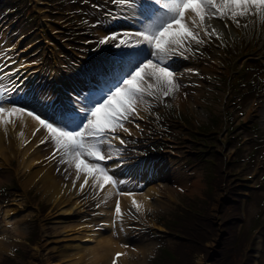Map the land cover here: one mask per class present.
<instances>
[{
    "label": "snow or ice",
    "instance_id": "obj_1",
    "mask_svg": "<svg viewBox=\"0 0 264 264\" xmlns=\"http://www.w3.org/2000/svg\"><path fill=\"white\" fill-rule=\"evenodd\" d=\"M117 2L124 3V0ZM152 3L162 11L155 18H145L138 30L113 32L98 41V48L110 45L119 51L138 55L147 47L149 54L138 64L130 65L127 70L123 66L115 72L112 67L103 70L102 75L106 79L98 81V94L101 98H91V107L82 105L65 109L80 114V122L75 124L74 130L53 124L42 114L12 102L9 93L20 91L15 84L12 89L0 88V126L11 124L15 127L19 117H31L39 125L37 131L44 129L47 132V136L40 142L54 144L55 151L51 158L59 153L61 164L75 168L77 180L83 176L81 190L90 180L93 188L100 189L108 183H123L115 181L101 162L112 159V153L108 149L113 148L114 141L118 140L119 145L126 143L117 133H129L125 124L132 123L138 117V109L145 96L159 99L160 96L167 97L178 90L176 73L169 66L170 61L177 55L183 56L190 51L191 44L204 43L200 38L201 32L209 38L213 35L219 37L220 34L215 29L209 31L212 28L210 21L231 20L239 28L241 25L238 18L256 16L264 20V0H152ZM142 6V0H130L128 4L133 10ZM150 9L151 5L148 10ZM110 72L113 74L107 78ZM12 75L14 74L3 75V69H0V84L5 79L11 80ZM86 98L87 96L82 99ZM117 154L119 155V150ZM73 185L75 186V181ZM115 211L120 213L119 202ZM120 255L117 253V258Z\"/></svg>",
    "mask_w": 264,
    "mask_h": 264
},
{
    "label": "rangeland",
    "instance_id": "obj_2",
    "mask_svg": "<svg viewBox=\"0 0 264 264\" xmlns=\"http://www.w3.org/2000/svg\"><path fill=\"white\" fill-rule=\"evenodd\" d=\"M33 24H37V19L36 18L33 20ZM58 35H61V33H59ZM53 36L54 35H52L51 37H53ZM34 40H36V39H34ZM192 45H198V44L193 43ZM36 46H39L40 51L38 53V56H39V58H42V60L40 59L42 61V64L47 65L48 67H51V68H55L56 64L54 63L52 57L49 56L50 51L47 48H44V46H46V43L44 42V39H42L40 37V41H38L36 43ZM42 47L44 48V51L41 50ZM173 125H175V124H173ZM178 131L183 132L184 130H178ZM180 141L182 143L183 142L185 143V141H183V139H181ZM194 141H196V140H194ZM163 156H165V154H163ZM198 159L199 158L195 159L194 161L197 162ZM187 162H188V160L185 159L184 166H186L185 163H187ZM186 169H188V166H186L184 168V170H186ZM5 183H7L6 180L2 184H5ZM2 184H0V185H2ZM203 188H204L203 185L200 184L199 188H198V191H196L195 193L199 196ZM179 192H181V190H179ZM174 194H177V195L181 196L182 199L191 198L192 197V195H188L187 193H185V194L174 193ZM9 195H7V196H9ZM161 199H164V198H161ZM12 201H14V203L17 204L21 200H20V198H15ZM220 201H221L220 199H214L213 206L211 207V211H210L211 223H214V225L216 223V222H214V218L217 217L216 211L218 209V205L220 204ZM20 205H11V206H12V208H19ZM176 205H177V203H176L175 199L171 195V201L165 202L162 205H160L159 207H157L158 210L160 211L158 214H155L154 211H153L154 208H152L151 211H149V213H147V215L151 216L152 223H154L155 225H160L162 221L159 222L158 220L161 217H164V218L167 217L168 213ZM241 209H242V215H243L242 222L245 223L246 225H248L251 222V220H252V218L254 216V213L256 211V206L254 205V203H250V204L246 205L244 208H241ZM67 221H70V222L74 221V223H77V220L72 218V217H70V218L64 217V218L61 219V226H63V224L65 225V222H67ZM49 227H52L51 222H50ZM61 229H62V231L65 230L62 227H61ZM219 232H220V227L216 226V228H214V234L212 235V237L210 239V242L208 243L209 249H210V247L214 248V245L217 243ZM256 235H257V238H261L262 236L264 237V227L259 228L257 233H256ZM59 238H62V237L59 236ZM76 239H77V237H76ZM132 242H137V244H142L144 246H149V245H153L154 246L155 245V240L152 239L149 235H147V234L145 235L143 233H139L137 241H132ZM54 246H55V248H52V254L50 256L57 255L61 251L60 248L61 247H65V243L61 239L58 240V241L56 240ZM52 247H53V245H52ZM256 250L257 251L260 250L257 254L259 256L260 262L262 264H264V241L262 243H260V247L259 248L256 246ZM201 253L202 254L199 255L198 258L194 259L193 264H210V262H209L210 261V253L206 250V248H202Z\"/></svg>",
    "mask_w": 264,
    "mask_h": 264
},
{
    "label": "bare ground",
    "instance_id": "obj_3",
    "mask_svg": "<svg viewBox=\"0 0 264 264\" xmlns=\"http://www.w3.org/2000/svg\"><path fill=\"white\" fill-rule=\"evenodd\" d=\"M145 15L143 14L142 17H144ZM147 16L149 18H155L156 17V14H152V13H149V11L147 12ZM146 17V16H145ZM144 17V18H145ZM194 98L192 100V103H194ZM45 117V116H44ZM46 118V117H45ZM28 117L27 116H22L19 120H16L15 124H18V130H17V133L16 135L18 137H21V132H22V126L23 124L27 121ZM21 120V121H20ZM12 134H5V137H7V140H4L2 139V137L0 136V162L2 163H6L8 161V158L10 155H12L16 150L18 151L17 153H20L21 154V167L22 168H27L29 167L31 164H32V158L34 157L33 154H29V155H25V149H19L18 148V145L15 143V148H13V143L11 142L13 139H12ZM5 144V146H4ZM143 168V167H142ZM125 170H128V171H133L135 169H127V168H124ZM145 169H143L142 171V174L141 176L142 177H147L148 175L145 174ZM48 171H41L42 173V176H46ZM162 173V171H160ZM111 175L114 174V171L112 170L110 172ZM129 175H131V173H128ZM162 175V174H161ZM40 176H32L30 177L31 179H36V178H39ZM51 177V176H50ZM76 183H78V180L76 181ZM40 188L45 189V191L48 192V189L46 186L43 185L42 186H39ZM111 191L113 192V189L110 188ZM49 193V192H48ZM106 193V192H105ZM155 196V190L152 189V188H146L145 191L141 192V193H136V194H133V195H125V198L128 202H130L133 206L137 207L139 206V208H143L144 206L147 205L148 207V200L150 197H154ZM51 197H54L52 195H49L48 198H51ZM133 201H135L136 203L134 204ZM64 202H69V195L64 199L62 200L58 206H61ZM70 204L72 205H75L73 202H69ZM76 206V205H75ZM161 209V208H160ZM72 211H75V208L72 206V207H69L65 210H62L61 213H63L64 215L65 214H69L70 212ZM103 214V212H102ZM64 225V224H63ZM76 231L78 232L79 234V237H77V240H82L83 241H90V242H95L96 245L98 246H101L102 244L106 245L107 247H111L112 245L115 244L114 241L111 242V239L109 237H107V234L104 232V230L102 232L100 231H93L90 227L88 229H82V230H79V229H76ZM81 231H85L83 233H81ZM133 243V242H132ZM137 243V242H136ZM139 243V242H138ZM70 250L72 251L73 249L76 250V253H73V252H70L68 254H64V258H67V257H71V260L74 259L75 261L78 260V261H85L87 260L85 257L89 254V250L87 249V247L83 246V245H80L79 243L75 244V245H72L69 247ZM114 251L113 250H108V255L106 256L105 260H104V264H108L109 262V259L111 258V255ZM91 253V252H90ZM93 255V254H92ZM97 256L93 257V260H96ZM119 260V264H121V261L120 259Z\"/></svg>",
    "mask_w": 264,
    "mask_h": 264
},
{
    "label": "trees",
    "instance_id": "obj_4",
    "mask_svg": "<svg viewBox=\"0 0 264 264\" xmlns=\"http://www.w3.org/2000/svg\"><path fill=\"white\" fill-rule=\"evenodd\" d=\"M192 216V215H191ZM190 216V217H191ZM192 218L194 219L195 223V229L197 231V233L199 235H203L208 229H209V225L208 223L206 222L205 219H202V218H198V217H195V216H192ZM197 241L193 240L192 243H196Z\"/></svg>",
    "mask_w": 264,
    "mask_h": 264
}]
</instances>
